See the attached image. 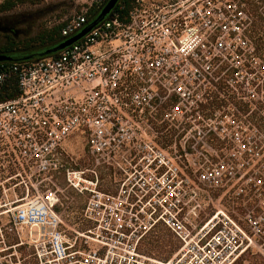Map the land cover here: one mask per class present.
Returning a JSON list of instances; mask_svg holds the SVG:
<instances>
[{"label": "built area", "instance_id": "1", "mask_svg": "<svg viewBox=\"0 0 264 264\" xmlns=\"http://www.w3.org/2000/svg\"><path fill=\"white\" fill-rule=\"evenodd\" d=\"M102 2L59 21L61 40ZM251 23L243 0H119L56 55L0 64V188L26 189L0 206V264L25 245L31 264H231L264 254V62ZM76 138L91 169L71 166ZM56 173L89 195L72 239L56 196L37 194ZM107 185L114 191L100 190ZM158 227L176 243L166 260L140 251Z\"/></svg>", "mask_w": 264, "mask_h": 264}, {"label": "rangeland", "instance_id": "2", "mask_svg": "<svg viewBox=\"0 0 264 264\" xmlns=\"http://www.w3.org/2000/svg\"><path fill=\"white\" fill-rule=\"evenodd\" d=\"M258 7V14L264 19V0H255ZM90 2V0H46L42 5L36 8L27 9V10H15L13 12L0 15L2 19L5 15L7 20L13 23L12 32H16L18 35V29L22 27H27L26 23L17 22V18L28 16L31 14L37 15L36 13L42 12L36 21L31 25L30 34H37L43 28L51 27L53 24L57 23L66 17H68L72 11L80 10L81 6L84 3ZM248 12V11H247ZM249 14V12H248ZM9 15V16H8ZM251 16V14H249ZM251 20L253 17L251 16ZM8 22V23H9ZM5 26V23L1 24ZM9 27V25H8ZM264 28V24L262 25ZM3 32H0L2 34ZM9 33V32H8ZM23 57V55H20ZM264 62V58H263ZM264 63L261 64V66ZM264 87V81H263ZM264 89V88H263ZM264 107V105H263ZM70 157L72 158L71 166L76 169H91L90 163L87 161L86 156L82 150V140L79 138L73 139L68 147ZM74 163L76 165H74ZM89 173H86V178H90ZM92 176V175H91ZM97 176L100 180V183L103 185L109 184L112 180L111 173L109 171L97 170ZM52 181L55 186L51 184L44 186L42 184L37 188V194L46 195L48 191L52 194H56L58 201L54 204L55 210L61 215L64 220V233L68 238H73L75 235L73 230H81L85 227V223L82 221V211L84 208V203L89 197L87 192H78L72 187H69L66 184L64 176L62 173H56L53 176ZM48 184V182H46ZM24 186L12 188L5 186L0 188V206L6 204L5 202L11 201L14 198L13 192L16 193L18 197H23L25 195ZM100 190L102 191H114V188L107 185L101 186ZM36 195V192L33 188L29 187V197ZM6 208H9L7 205ZM23 240H28L29 231L24 229L23 231ZM17 240H10V244L16 243ZM32 246L25 245L16 249V253L13 251L10 252L11 256L6 260H11L12 264H31L33 262L32 258H29L28 255L32 253ZM176 249V243L172 239L171 235L166 232L163 228L158 227L154 232L146 235L140 243V251L147 256L158 260H166ZM252 254H259L264 258L258 249L249 250ZM247 252V251H246Z\"/></svg>", "mask_w": 264, "mask_h": 264}, {"label": "trees", "instance_id": "3", "mask_svg": "<svg viewBox=\"0 0 264 264\" xmlns=\"http://www.w3.org/2000/svg\"><path fill=\"white\" fill-rule=\"evenodd\" d=\"M46 0H3L0 3V15L7 14L13 12L15 10H27L39 7ZM108 0H103L102 4L99 6L93 5V7L89 10L88 19L94 20L99 7L104 6ZM246 4V10L253 17L252 23L250 25L251 37L255 42V46L257 51L261 54L262 58H264V28L262 25L264 24V19L258 14V7L255 0H243ZM61 26L60 25H52L51 27L43 28L36 35L24 39L15 41L11 37L7 36L6 41L0 45V53H12L16 54L19 51H31V49H35L36 54L29 56L28 58L20 57V55H14L11 58V61H2L0 64L3 65H11V64H24V63H32L39 57L43 56V52L48 47L54 46L57 42L61 40V35L59 33ZM56 53L51 56L56 55ZM14 85V84H13ZM13 95L14 97L17 94L16 86H13ZM231 264H264V258L259 254H252L250 251H247L240 255L237 259H235Z\"/></svg>", "mask_w": 264, "mask_h": 264}, {"label": "water", "instance_id": "4", "mask_svg": "<svg viewBox=\"0 0 264 264\" xmlns=\"http://www.w3.org/2000/svg\"><path fill=\"white\" fill-rule=\"evenodd\" d=\"M118 1L119 0H108V2L100 10L96 19L94 21H92L84 30H82L79 34H77V35H75L69 39L60 40L59 42L54 44V46L50 49H45V51L43 52L44 57H49L52 54L59 52L60 50L64 49L65 47H67V46L71 45L72 43L76 42L77 40H79L82 36H84L96 24V22L98 20H101L106 15H108L110 13V11L115 7V5ZM8 22L9 21L7 20L6 15L2 19H0V32H3V33L12 32L13 23L11 21L9 23ZM3 23H5V26L1 25ZM8 25H9V27H8ZM6 27H8V28L6 29ZM15 34H16V32H15ZM42 57L43 56H41L39 58L41 59ZM2 61H11V57H8L6 55H0V62H2Z\"/></svg>", "mask_w": 264, "mask_h": 264}, {"label": "flooded vegetation", "instance_id": "5", "mask_svg": "<svg viewBox=\"0 0 264 264\" xmlns=\"http://www.w3.org/2000/svg\"><path fill=\"white\" fill-rule=\"evenodd\" d=\"M37 15H34V14H31V15H28V16H23V17H20V18H17V22L20 23H26V26L27 27H22L23 25L21 24V28L18 29V35L15 34V32H9V33H2L0 34V45H2L6 39H7V36L11 37L12 39H14L15 41H19V40H24V39H27V38H30L32 36H34L35 34H30L31 32V25L34 21H36V19L39 18V16L42 14V12H38L36 13ZM8 27H6L7 29ZM53 47V46H52ZM52 47H48L47 49H50ZM36 48L35 49H31V51L27 50V51H19L17 52L16 54H12V53H0V55H6L8 57H13L14 55H23L24 58H28L29 56L31 55H34L36 54L35 53Z\"/></svg>", "mask_w": 264, "mask_h": 264}, {"label": "crops", "instance_id": "6", "mask_svg": "<svg viewBox=\"0 0 264 264\" xmlns=\"http://www.w3.org/2000/svg\"><path fill=\"white\" fill-rule=\"evenodd\" d=\"M56 197L55 198H57V200H58V197H57V195L56 194H54Z\"/></svg>", "mask_w": 264, "mask_h": 264}]
</instances>
